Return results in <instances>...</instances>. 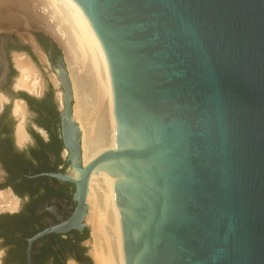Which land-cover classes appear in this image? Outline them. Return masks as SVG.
Instances as JSON below:
<instances>
[{"label":"water","instance_id":"water-1","mask_svg":"<svg viewBox=\"0 0 264 264\" xmlns=\"http://www.w3.org/2000/svg\"><path fill=\"white\" fill-rule=\"evenodd\" d=\"M74 1L108 62L115 147L83 165L64 74L77 177L49 175L77 206L27 239V263L37 238L86 226L97 170L113 178L125 264H264V0Z\"/></svg>","mask_w":264,"mask_h":264},{"label":"flooded vegetation","instance_id":"flooded-vegetation-1","mask_svg":"<svg viewBox=\"0 0 264 264\" xmlns=\"http://www.w3.org/2000/svg\"><path fill=\"white\" fill-rule=\"evenodd\" d=\"M31 40L28 43L11 38L0 48V93L7 100L0 106V190L9 189L18 199L17 208L0 210V245L6 248L0 264H28L27 239L69 220L77 206L75 185L49 175L70 170L68 153L62 156L65 148L60 136V119L65 110L64 74L72 95L65 54L59 43L44 31L34 32ZM13 53L26 55L35 66L40 80L36 93L14 87L18 70ZM14 100L23 102L25 115L33 118V125L24 127L27 139L21 145L17 144L14 132ZM73 100L72 95V106ZM85 217L82 221L86 226L81 229L64 234L50 232L37 238L32 246L31 263L68 264L71 260L87 264L82 260L90 258L85 245L88 237Z\"/></svg>","mask_w":264,"mask_h":264},{"label":"bare ground","instance_id":"bare-ground-1","mask_svg":"<svg viewBox=\"0 0 264 264\" xmlns=\"http://www.w3.org/2000/svg\"><path fill=\"white\" fill-rule=\"evenodd\" d=\"M28 28L45 30L64 51L75 101L72 118L81 130L82 163L86 165L99 153L115 147L112 83L102 45L74 0H0V30L17 32L31 43V35L24 32ZM12 59L18 70L14 87L36 93L40 80L29 58L13 53ZM58 96L62 100V95ZM3 101L7 100L0 93V106ZM24 112L23 102L14 100L13 113L22 118L15 132L18 144L27 138L23 128ZM69 173L77 177L74 169ZM86 202L94 264H125L112 175L97 170L91 172ZM17 203L10 190H0V210L14 209Z\"/></svg>","mask_w":264,"mask_h":264},{"label":"rangeland","instance_id":"rangeland-1","mask_svg":"<svg viewBox=\"0 0 264 264\" xmlns=\"http://www.w3.org/2000/svg\"><path fill=\"white\" fill-rule=\"evenodd\" d=\"M36 31H44V32H46L45 30H42V29H27L26 31H24V32H27L28 34H30L31 36L33 35V33L34 32H36ZM47 33V32H46ZM47 34H49V33H47ZM50 35V34H49ZM21 35L19 34V33H17V32H14V31H1L0 30V48H2L4 45H5V43L7 42V41H9L11 38H17V39H19V40H22V41H24L21 37H20ZM52 38H54L52 35H50ZM55 39V38H54ZM56 40V39H55ZM57 41V40H56ZM58 42V41H57ZM59 43V42H58ZM20 54V53H19ZM22 54V53H21ZM13 55V54H12ZM65 62H66V66H67V68L69 69V66H68V63H67V61L65 60ZM32 63V62H31ZM33 65V64H32ZM34 66V65H33ZM35 67V66H34ZM36 69V68H35ZM74 99V98H73ZM75 103V101L73 100V104ZM13 108V107H12ZM24 114H25V112H24ZM21 119L22 118H20L19 116H16V118H15V123H14V132H16V128H17V126H18V124L20 123V121H21ZM33 118H31L28 114L27 115H25V117H24V119H23V128L25 127V126H27V125H33ZM25 130V129H24ZM15 138H16V134H15ZM27 139V138H26ZM26 139H25V141H26ZM24 141V142H25ZM16 142H17V140H16ZM23 142V143H24ZM23 143H21V144H23ZM18 144V143H17ZM21 144H19V145H21ZM65 155H66V152H65V150H63L62 151V156L63 157H65ZM3 190H9V189H3ZM11 192V191H10ZM18 200V199H17ZM86 204L88 205V203L86 202ZM17 208V207H16ZM5 210V209H4ZM7 210V209H6ZM8 210H12V209H8ZM88 211H89V209H88ZM88 215V214H87ZM85 222L87 223V225H88V237H87V240H86V242H85V245H86V252H87V254H89L90 255V257H91V259H92V256H91V251L93 250V246H92V236H91V225H90V222H89V220H88V216H86L85 217ZM5 251H6V248L5 247H3L2 245H0V253H2V255H0V263H1V259H2V257L5 255ZM92 261V264H94V261H93V259L91 260ZM68 264H77V263H75V262H73V261H68Z\"/></svg>","mask_w":264,"mask_h":264},{"label":"trees","instance_id":"trees-1","mask_svg":"<svg viewBox=\"0 0 264 264\" xmlns=\"http://www.w3.org/2000/svg\"><path fill=\"white\" fill-rule=\"evenodd\" d=\"M62 148L61 142L59 141V149ZM83 261L87 262V264H92V261L89 257L82 258Z\"/></svg>","mask_w":264,"mask_h":264},{"label":"clouds","instance_id":"clouds-1","mask_svg":"<svg viewBox=\"0 0 264 264\" xmlns=\"http://www.w3.org/2000/svg\"><path fill=\"white\" fill-rule=\"evenodd\" d=\"M0 255H2V253H0Z\"/></svg>","mask_w":264,"mask_h":264}]
</instances>
